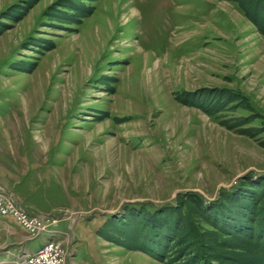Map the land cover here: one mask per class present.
<instances>
[{
  "label": "rangeland",
  "instance_id": "obj_1",
  "mask_svg": "<svg viewBox=\"0 0 264 264\" xmlns=\"http://www.w3.org/2000/svg\"><path fill=\"white\" fill-rule=\"evenodd\" d=\"M0 160V264H264V0H0Z\"/></svg>",
  "mask_w": 264,
  "mask_h": 264
},
{
  "label": "built area",
  "instance_id": "obj_2",
  "mask_svg": "<svg viewBox=\"0 0 264 264\" xmlns=\"http://www.w3.org/2000/svg\"><path fill=\"white\" fill-rule=\"evenodd\" d=\"M0 194L2 192L0 191ZM5 201H0V217L12 218L27 234L28 238L40 236L46 229L47 220L54 224L57 220L45 216L28 214L17 201L4 192ZM22 264H65L66 252L62 241L50 240L36 252L22 257Z\"/></svg>",
  "mask_w": 264,
  "mask_h": 264
},
{
  "label": "crops",
  "instance_id": "obj_3",
  "mask_svg": "<svg viewBox=\"0 0 264 264\" xmlns=\"http://www.w3.org/2000/svg\"><path fill=\"white\" fill-rule=\"evenodd\" d=\"M14 166H15V164H14ZM0 191L6 192L7 194H9L10 196H12L13 198H17V201H19L21 207L24 210L29 211V209H30L31 210L30 212H34L35 211L34 214L41 215L43 217L45 216L46 218H53V219L57 220L56 217H49L50 214L47 213V212H41V211L35 210V208L33 206L34 204H33L32 200H30V198H29L30 196L28 194H25L24 196L21 195L16 190V187L15 188H12L11 186L6 185V183H3V182L0 181ZM64 217H67V216L62 215L60 218L62 219ZM4 218H7V217H0V222L3 221L4 224L5 223L6 224H9L8 227L12 230L10 233H13L12 238L14 240H16L17 237H19L15 242L11 243L13 246H22L24 242L30 240L28 238L27 234L24 232V230L20 226H18L14 222H12L10 219H9L10 220V223H9ZM60 218H58V220H57V222L55 223L54 226H56L58 224V221L60 220ZM67 219H69V218L67 217ZM53 239L56 240V241H62L63 240V239H58V238H53Z\"/></svg>",
  "mask_w": 264,
  "mask_h": 264
},
{
  "label": "trees",
  "instance_id": "obj_4",
  "mask_svg": "<svg viewBox=\"0 0 264 264\" xmlns=\"http://www.w3.org/2000/svg\"><path fill=\"white\" fill-rule=\"evenodd\" d=\"M256 1V0H255ZM246 14V13H245ZM251 19H252V21L254 22V21H257L256 20V17L254 16V14L251 16Z\"/></svg>",
  "mask_w": 264,
  "mask_h": 264
}]
</instances>
